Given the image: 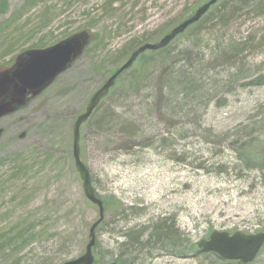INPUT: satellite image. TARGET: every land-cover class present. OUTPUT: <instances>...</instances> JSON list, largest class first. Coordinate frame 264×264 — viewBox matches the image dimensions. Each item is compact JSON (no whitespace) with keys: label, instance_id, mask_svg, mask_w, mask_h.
Wrapping results in <instances>:
<instances>
[{"label":"rangeland","instance_id":"1","mask_svg":"<svg viewBox=\"0 0 264 264\" xmlns=\"http://www.w3.org/2000/svg\"><path fill=\"white\" fill-rule=\"evenodd\" d=\"M205 1L7 0L0 12V71L20 52L77 32H89L94 41L28 106L0 118V264H61L84 252L98 209L74 166L72 124L128 58L130 52L118 53L124 46L158 42ZM170 44L192 47L205 59L219 46H232L238 61L212 69L182 108L168 112H148L157 96H120L117 83L99 113L108 108L131 119V136L120 124L81 126L80 154L97 194L121 205L107 210L96 229L93 254L102 264L114 261L128 228L159 218L174 221L186 246L213 230H264V168L245 169L232 146L264 147V84H250L264 76V0H219ZM140 258V264L219 262L200 250L176 256L156 249ZM246 264H264V247Z\"/></svg>","mask_w":264,"mask_h":264},{"label":"trees","instance_id":"2","mask_svg":"<svg viewBox=\"0 0 264 264\" xmlns=\"http://www.w3.org/2000/svg\"><path fill=\"white\" fill-rule=\"evenodd\" d=\"M252 1L255 0H239L243 4ZM6 9L7 0H0V12L3 13ZM204 16L205 14L199 21L190 26L200 24ZM92 41H94V38L90 40V42ZM129 43L127 48L124 46L118 52L120 55L127 54L142 44H133V41ZM86 49L87 46L85 51ZM238 52L237 48L232 46H219L205 59V56H200V53L196 52L192 47L174 49L169 43L163 48L146 50L141 53L134 61V63L136 62L135 67H132L133 63L131 67L122 71L116 78L112 88H115L117 83L118 85L120 84V96H123L125 92H127L126 95H129L138 94L141 91H148L152 94V97L157 96L155 104L146 105V108L149 107L148 112L160 111V108L165 112H168V108L180 109L183 106V100H186L190 93L202 85V82L207 79L212 69L220 67L224 70L235 67L238 61ZM198 83L200 84L199 86ZM250 84H264V76L253 80ZM99 106L100 103L83 124H90L92 122V126L96 130H105L120 124L126 127V130H123L125 135L131 136L132 133L134 134V125L131 119H122L120 115L108 108L102 109L99 113ZM94 114L96 115L92 119ZM232 143L245 169L259 170L264 168V147L256 148L253 146L251 148V144H246L245 141H234ZM91 178L93 182L92 175ZM99 197L103 202L105 212L112 208L114 211L121 209L119 200L116 197H102L100 195ZM114 215L118 216V213L115 212ZM122 237L123 241L119 244L118 254L113 259L120 264H140V255L144 253L146 256L152 255L156 249H165V251L176 256L184 255L187 251H198L196 244L186 246L182 242L181 232L175 227L174 221L168 218H159L150 223L149 226L128 228ZM96 248L97 242H95L93 250ZM207 253L214 256V260L217 262L220 259L215 252ZM102 263L104 262L98 257L94 258L93 264Z\"/></svg>","mask_w":264,"mask_h":264},{"label":"water","instance_id":"3","mask_svg":"<svg viewBox=\"0 0 264 264\" xmlns=\"http://www.w3.org/2000/svg\"><path fill=\"white\" fill-rule=\"evenodd\" d=\"M218 0H207L199 5L193 13L176 24L158 42H145L130 52L128 58L120 64L101 86L96 89L83 111L78 114L72 124V157L75 169L82 182L86 199L98 209L97 219L90 225L84 252L61 264H93V247L96 242V229L102 222L105 209L102 200L97 196L91 180L90 170L80 155V127L90 117L93 110L106 97L114 85L118 75L128 69L135 59L146 50L163 48L191 24L197 22ZM90 41L87 31L74 33L43 48H29L14 59L12 66L0 71V118L14 113L24 107L29 99L38 96L49 87L58 75L65 72L79 58ZM1 132V130H0ZM264 242V232L244 234L236 231L229 234L224 230H213L207 239L197 242L203 251H214L222 259L232 264L238 260L242 263L251 262ZM105 264H120L116 261Z\"/></svg>","mask_w":264,"mask_h":264},{"label":"flooded vegetation","instance_id":"4","mask_svg":"<svg viewBox=\"0 0 264 264\" xmlns=\"http://www.w3.org/2000/svg\"><path fill=\"white\" fill-rule=\"evenodd\" d=\"M11 66V65H10ZM36 98V97H35ZM34 98H32V99H29L28 100V102L26 103V105L25 106H28V104L33 100ZM24 108V107H23ZM22 108V109H23ZM14 114V113H13ZM0 130H1V134L0 135H2L3 133H4V129L3 128H0ZM264 231V230H263ZM261 232V231H260ZM264 247V242L262 243V245L260 246V248H259V251H258V254H259V252H260V250L262 249ZM257 254V255H258ZM221 262H223L221 259H219V263H221ZM235 264H239V262H234Z\"/></svg>","mask_w":264,"mask_h":264}]
</instances>
